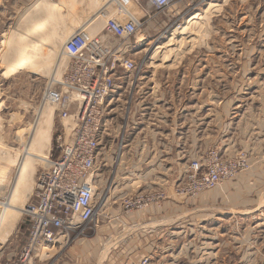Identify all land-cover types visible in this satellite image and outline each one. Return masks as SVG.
Listing matches in <instances>:
<instances>
[{"label": "rangeland", "instance_id": "rangeland-1", "mask_svg": "<svg viewBox=\"0 0 264 264\" xmlns=\"http://www.w3.org/2000/svg\"><path fill=\"white\" fill-rule=\"evenodd\" d=\"M104 2L0 0V212L14 195L0 224V264H264L262 154L214 190L191 199L174 192L184 164L221 138L230 107H252L259 128L264 126V0H178L164 10L142 3L149 15L133 38L134 57L144 59L146 85L153 87L152 99H162L164 122L135 129L117 159L108 152L110 191L106 216L96 227L23 258L25 210L36 199L41 157L56 155V130L66 123L43 103V89L57 64L69 62L61 47L75 29L88 24L90 34L103 33L105 18L98 14ZM210 2L215 8H208ZM106 11L115 15L113 5ZM196 13L199 18L191 19ZM190 22H197L191 32L173 34ZM44 40L47 46H40ZM27 57L35 65L19 71ZM208 88L214 120L205 128L198 119ZM173 101L175 109L186 108L175 128ZM261 143L254 148L258 153ZM162 173L165 198L157 203Z\"/></svg>", "mask_w": 264, "mask_h": 264}, {"label": "built area", "instance_id": "built-area-1", "mask_svg": "<svg viewBox=\"0 0 264 264\" xmlns=\"http://www.w3.org/2000/svg\"><path fill=\"white\" fill-rule=\"evenodd\" d=\"M177 1L105 0L98 14L105 18L103 33L92 35L87 31L88 24L82 25L63 42L61 53L69 62L60 67L58 64L49 76L42 100L52 105L66 123L61 122L56 130V155L47 157L36 178L35 202L25 210L28 234L23 258L62 244L60 237L66 242L70 234H83L91 224L96 227L106 216L111 182L108 152L117 159L121 149L130 144L135 129L159 128L164 122L162 99L151 98L153 87L146 85L144 59L134 57L133 38L149 15L142 3L164 10ZM110 5L115 7V15H108L106 8ZM210 102L200 105L204 114L198 119L208 126L214 120ZM243 106L241 103L228 109L216 145L205 147L184 164L174 184L177 196L191 199L214 190L225 180L249 170L254 155L262 154L264 158V126L259 128L254 120L258 111L248 106L241 110ZM185 110L177 107L175 114ZM170 123L173 128L179 124ZM260 140L258 153L254 148ZM159 155L164 162L163 150ZM152 156L148 153L144 160L149 163ZM160 185L154 198L157 203L165 198L164 173Z\"/></svg>", "mask_w": 264, "mask_h": 264}, {"label": "bare ground", "instance_id": "bare-ground-1", "mask_svg": "<svg viewBox=\"0 0 264 264\" xmlns=\"http://www.w3.org/2000/svg\"><path fill=\"white\" fill-rule=\"evenodd\" d=\"M216 4L214 3V2H210V4H209V6H208V8H212V7H214ZM215 8V7H214ZM138 15V14H137ZM139 16V15H138ZM199 16H200V13H196L195 15H193L192 16V18L191 19H194V20H196V19H198L199 18ZM191 19L190 20H188V21H191ZM194 23H197V22H193V23H188V25L186 26H183L181 29H180V31L178 32L177 30H173L174 32H173V34L174 33H179V34H181V35H185V34H187V33H189V32H191V28H192V26L193 25H195ZM178 27V26H177ZM177 37H179V36H177ZM174 39H177V38H174ZM179 39V38H178ZM180 40V39H179ZM178 42V41H177ZM175 44V43H174ZM41 45H46L47 46V44H46V42H45V40L43 41V42H41L40 43V46ZM169 45H172V42H167L166 44H163V45H161V46H158L157 48H159V49H164V48H166L167 46H169ZM39 46V47H40ZM40 58V57H39ZM62 58V57H61ZM34 60L35 59H33V58H31V57H27V58H25L24 60H22V61H20V67H19V71H21V70H28V69H30L31 68V66H33V65H35V62H34ZM58 65V64H57ZM62 66V65H61ZM34 68V67H33ZM39 143V142H38ZM27 155H30V156H35V157H40V156H38V155H34L33 153H32V151L31 150H29V149H26V152H25ZM41 159L43 160V162H44V165H46V162H47V157L46 158H43V157H41ZM12 197V198H11ZM10 197V199H9V201L8 202H3V203H1L2 204V206H1V212H0V224L2 223V221L4 220V215H5V213H6V211H8L10 208H13L14 207V204H12V201H10V200H12L13 198H14V195L12 194V196ZM2 225H3V223H2ZM60 239H63L62 237H60ZM60 239L58 240V241H60ZM62 242V241H61Z\"/></svg>", "mask_w": 264, "mask_h": 264}, {"label": "crops", "instance_id": "crops-1", "mask_svg": "<svg viewBox=\"0 0 264 264\" xmlns=\"http://www.w3.org/2000/svg\"><path fill=\"white\" fill-rule=\"evenodd\" d=\"M176 74H172V76L174 77ZM180 78V77H179ZM207 91L208 92H206L207 93V95H208V101H206V102H210V100H211V88H208L207 89ZM192 92H194V89L192 90ZM204 103V102H203ZM203 103H200V104H203ZM191 106V105H190ZM172 109H173V116H172V121L173 122H179V118H180V115H177V114H175V108H176V105H175V102L173 101V104H172ZM225 118H226V116H225ZM205 125V128L206 127H208L207 126V123L206 124H204ZM223 126V125H222ZM263 128V127H262Z\"/></svg>", "mask_w": 264, "mask_h": 264}, {"label": "flooded vegetation", "instance_id": "flooded-vegetation-1", "mask_svg": "<svg viewBox=\"0 0 264 264\" xmlns=\"http://www.w3.org/2000/svg\"><path fill=\"white\" fill-rule=\"evenodd\" d=\"M139 200H142L140 197H138Z\"/></svg>", "mask_w": 264, "mask_h": 264}]
</instances>
